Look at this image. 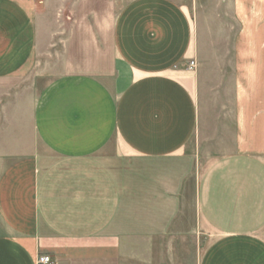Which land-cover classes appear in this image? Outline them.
Instances as JSON below:
<instances>
[{
    "label": "crops",
    "instance_id": "1",
    "mask_svg": "<svg viewBox=\"0 0 264 264\" xmlns=\"http://www.w3.org/2000/svg\"><path fill=\"white\" fill-rule=\"evenodd\" d=\"M43 254L264 264V0H0V264Z\"/></svg>",
    "mask_w": 264,
    "mask_h": 264
},
{
    "label": "built area",
    "instance_id": "2",
    "mask_svg": "<svg viewBox=\"0 0 264 264\" xmlns=\"http://www.w3.org/2000/svg\"><path fill=\"white\" fill-rule=\"evenodd\" d=\"M194 65V62H191V66ZM38 264H53V259L50 254H43L38 258Z\"/></svg>",
    "mask_w": 264,
    "mask_h": 264
},
{
    "label": "rangeland",
    "instance_id": "3",
    "mask_svg": "<svg viewBox=\"0 0 264 264\" xmlns=\"http://www.w3.org/2000/svg\"><path fill=\"white\" fill-rule=\"evenodd\" d=\"M122 4V3H121ZM48 81V80H45V82Z\"/></svg>",
    "mask_w": 264,
    "mask_h": 264
}]
</instances>
